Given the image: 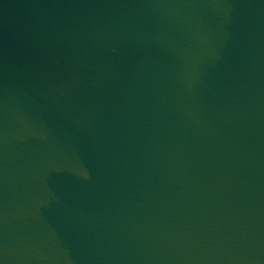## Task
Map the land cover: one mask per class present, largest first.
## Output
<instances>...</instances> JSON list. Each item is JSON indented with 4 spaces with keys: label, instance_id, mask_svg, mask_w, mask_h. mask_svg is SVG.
I'll return each mask as SVG.
<instances>
[{
    "label": "water",
    "instance_id": "1",
    "mask_svg": "<svg viewBox=\"0 0 264 264\" xmlns=\"http://www.w3.org/2000/svg\"><path fill=\"white\" fill-rule=\"evenodd\" d=\"M0 264H264V0H0Z\"/></svg>",
    "mask_w": 264,
    "mask_h": 264
}]
</instances>
